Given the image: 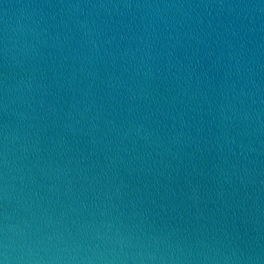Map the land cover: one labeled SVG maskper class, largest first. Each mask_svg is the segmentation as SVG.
<instances>
[{"label":"water","instance_id":"1","mask_svg":"<svg viewBox=\"0 0 264 264\" xmlns=\"http://www.w3.org/2000/svg\"><path fill=\"white\" fill-rule=\"evenodd\" d=\"M0 264H264V0H0Z\"/></svg>","mask_w":264,"mask_h":264}]
</instances>
